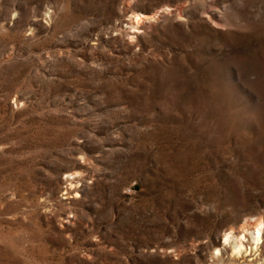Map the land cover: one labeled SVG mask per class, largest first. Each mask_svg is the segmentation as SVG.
Here are the masks:
<instances>
[{"label": "rangeland", "instance_id": "obj_1", "mask_svg": "<svg viewBox=\"0 0 264 264\" xmlns=\"http://www.w3.org/2000/svg\"><path fill=\"white\" fill-rule=\"evenodd\" d=\"M251 257L264 0H0V264Z\"/></svg>", "mask_w": 264, "mask_h": 264}, {"label": "bare ground", "instance_id": "obj_2", "mask_svg": "<svg viewBox=\"0 0 264 264\" xmlns=\"http://www.w3.org/2000/svg\"><path fill=\"white\" fill-rule=\"evenodd\" d=\"M144 16V15H142ZM145 17V16H144ZM136 18H139V16H136ZM72 187V183H68V187H67V191ZM247 225V226H246ZM249 224H245V226H243V231L241 233V235L239 236L238 239H236V237L234 236V234H232V230L228 232V234L226 235L225 237V241H227L228 243L231 242L232 245H231V252L233 254H236L237 256H241L243 257L244 254H255V255H259L260 253H255L259 247H260V242L262 241V223L261 221L259 222H255V225H254V229L255 231L250 232V231H247V227H248ZM235 231V230H234ZM248 236L251 237L252 239V247H249L250 251L248 250V248H246V244L244 242H247L248 240ZM252 249L254 250V252H252ZM250 260L252 262H250V264H264V259H258V260H254V258H250Z\"/></svg>", "mask_w": 264, "mask_h": 264}, {"label": "snow or ice", "instance_id": "obj_3", "mask_svg": "<svg viewBox=\"0 0 264 264\" xmlns=\"http://www.w3.org/2000/svg\"><path fill=\"white\" fill-rule=\"evenodd\" d=\"M137 19H139V18H137Z\"/></svg>", "mask_w": 264, "mask_h": 264}]
</instances>
